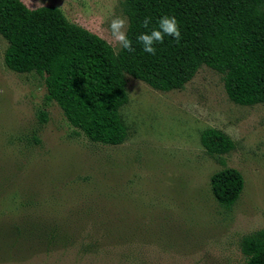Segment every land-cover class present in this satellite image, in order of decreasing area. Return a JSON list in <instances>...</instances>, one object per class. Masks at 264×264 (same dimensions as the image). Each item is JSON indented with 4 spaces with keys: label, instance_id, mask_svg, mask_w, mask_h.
<instances>
[{
    "label": "rangeland",
    "instance_id": "obj_1",
    "mask_svg": "<svg viewBox=\"0 0 264 264\" xmlns=\"http://www.w3.org/2000/svg\"><path fill=\"white\" fill-rule=\"evenodd\" d=\"M23 1L58 6L121 49L109 23L115 14L129 25L125 0ZM7 47L0 34V222H20V215L51 220L53 212L66 218L79 209L94 221L110 217L117 227L113 245L96 255L79 256L74 248L10 264H245L242 243L264 230V103L233 102L223 75L207 65L170 91L127 75L129 102L121 113L128 138L103 145L76 133L60 106L47 101L38 74L7 67ZM207 128L235 143L220 156L224 165L201 143ZM225 166L245 178L231 208L211 191V175Z\"/></svg>",
    "mask_w": 264,
    "mask_h": 264
},
{
    "label": "trees",
    "instance_id": "obj_2",
    "mask_svg": "<svg viewBox=\"0 0 264 264\" xmlns=\"http://www.w3.org/2000/svg\"><path fill=\"white\" fill-rule=\"evenodd\" d=\"M124 11L133 52H116L104 38L70 21L58 6L32 8L23 0H0V34L8 42L5 64L15 72L38 74L47 101L60 106L76 133L103 145H120L128 138L121 113L129 102L127 75L170 91L183 88L207 65L223 75L233 102L264 103V0H125ZM164 15L177 18L182 38L177 43L166 36L150 55L136 38ZM148 16L151 24L145 29L142 21ZM41 120L47 121L45 111ZM201 143L218 157L235 148L233 139L217 128L203 130ZM210 183L219 205L231 208L245 178L239 169L225 166L211 175ZM59 214L53 212L51 220L20 215V222H0V264L74 248L79 256L89 257L117 238L110 217L94 221L91 212L79 209L66 218ZM126 226L121 224V235ZM242 251L245 264H264V230L245 238Z\"/></svg>",
    "mask_w": 264,
    "mask_h": 264
},
{
    "label": "clouds",
    "instance_id": "obj_3",
    "mask_svg": "<svg viewBox=\"0 0 264 264\" xmlns=\"http://www.w3.org/2000/svg\"><path fill=\"white\" fill-rule=\"evenodd\" d=\"M150 24L151 17H145L142 21V27L149 29ZM127 28V17L113 14L109 23L111 40L122 49L133 52L135 49L133 47V41L128 38ZM166 36L173 37L177 43H179L182 38L180 24L175 16H162L155 27L138 35L136 41L138 44L142 45L144 52L155 55L157 52L155 45L157 43L162 44Z\"/></svg>",
    "mask_w": 264,
    "mask_h": 264
}]
</instances>
